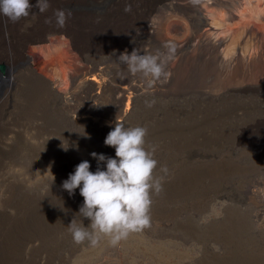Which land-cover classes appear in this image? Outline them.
<instances>
[{"label":"rangeland","instance_id":"1","mask_svg":"<svg viewBox=\"0 0 264 264\" xmlns=\"http://www.w3.org/2000/svg\"><path fill=\"white\" fill-rule=\"evenodd\" d=\"M134 6L135 18L128 0H81V19L112 32L103 50L76 49L64 33L40 43L62 41L60 77H48L63 96L66 152L76 164L87 160L94 172L91 153L115 156L104 144L115 123L144 126L146 147H156L154 175L163 177L150 226L116 246L107 237L95 246L73 242L72 219L90 222L78 214L79 188L72 196L65 190L63 264H264V0ZM133 49L171 53L167 79L149 87L142 74H131L119 55ZM211 170L228 174L214 182L206 175Z\"/></svg>","mask_w":264,"mask_h":264},{"label":"bare ground","instance_id":"2","mask_svg":"<svg viewBox=\"0 0 264 264\" xmlns=\"http://www.w3.org/2000/svg\"><path fill=\"white\" fill-rule=\"evenodd\" d=\"M128 2L135 18L138 0ZM48 3L44 13L34 7L32 15L16 23L0 16V264H63L67 200L62 182L78 159L61 148V143L69 145L67 115L63 96L48 77L60 74L62 41L40 43L64 33L76 49L103 50L112 33L105 32L107 25L94 29L81 19V0ZM56 10L71 12L62 28L55 24ZM227 174L211 170L206 175L216 182Z\"/></svg>","mask_w":264,"mask_h":264},{"label":"clouds","instance_id":"3","mask_svg":"<svg viewBox=\"0 0 264 264\" xmlns=\"http://www.w3.org/2000/svg\"><path fill=\"white\" fill-rule=\"evenodd\" d=\"M34 7L44 13L49 7L48 0H36L35 5L30 0H0V16L16 23L32 15ZM54 16L56 26L62 28L71 17V12L56 10ZM119 59L127 65L131 74H142L151 87L162 77L167 79L165 65L171 59V53L162 57L159 53L140 54L133 49L130 54L127 51L120 53ZM153 103L154 101L148 102L147 106L152 107ZM147 134V127H126L115 123L104 140L106 146L115 149V156L93 152L90 155L97 161L94 172L90 171V162L85 160L62 182V188L69 196L74 195L79 188L83 203L78 214L90 222L85 226L83 222L77 223L73 218L67 226L75 244L87 241L95 246L102 237H107L108 242L116 246L130 233L150 226L152 195L162 190L163 177L154 175L158 165L155 159L156 147H146ZM82 136L90 139L86 132ZM61 148L64 151L69 149L62 143ZM74 148L78 150V145ZM100 165L104 167L101 168ZM161 171L167 174L168 170L162 168ZM52 176L54 183L55 177L53 174Z\"/></svg>","mask_w":264,"mask_h":264},{"label":"water","instance_id":"4","mask_svg":"<svg viewBox=\"0 0 264 264\" xmlns=\"http://www.w3.org/2000/svg\"><path fill=\"white\" fill-rule=\"evenodd\" d=\"M0 71H1V72L3 71V68H2V67H0Z\"/></svg>","mask_w":264,"mask_h":264}]
</instances>
